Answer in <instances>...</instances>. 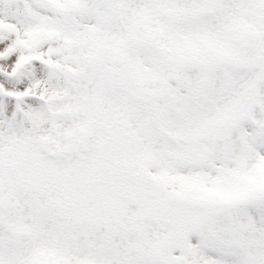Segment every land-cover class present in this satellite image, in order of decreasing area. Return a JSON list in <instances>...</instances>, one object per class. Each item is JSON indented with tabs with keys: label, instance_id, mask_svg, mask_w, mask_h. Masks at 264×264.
Returning <instances> with one entry per match:
<instances>
[{
	"label": "snow or ice",
	"instance_id": "6c2138e0",
	"mask_svg": "<svg viewBox=\"0 0 264 264\" xmlns=\"http://www.w3.org/2000/svg\"><path fill=\"white\" fill-rule=\"evenodd\" d=\"M0 264H264V0H0Z\"/></svg>",
	"mask_w": 264,
	"mask_h": 264
}]
</instances>
